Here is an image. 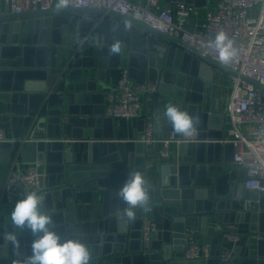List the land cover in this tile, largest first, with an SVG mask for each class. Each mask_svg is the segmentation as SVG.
<instances>
[{"label": "water", "instance_id": "1", "mask_svg": "<svg viewBox=\"0 0 264 264\" xmlns=\"http://www.w3.org/2000/svg\"><path fill=\"white\" fill-rule=\"evenodd\" d=\"M176 1L204 4L167 0L165 7ZM57 3L20 14L0 9V128L10 129L15 140L2 143V172L19 160L36 163L44 177L36 192L43 196L54 230L64 240H82L92 252L91 264H264V238L248 234L250 228L254 235H264V195L256 203L260 212L246 210L244 174L228 169L233 149L218 141L229 118L203 110L204 81L213 79L214 70L237 71L131 16L93 7L58 8ZM141 36L144 46L138 48ZM126 46L131 49L130 77L156 84L155 103L161 99L166 107L174 102L197 118L199 135L211 140L180 143L177 158L159 160L154 175L143 142L117 141L113 132L100 130L106 93L115 92L105 73L107 67L121 66ZM156 123L164 136L175 132L169 121ZM136 170L150 182V213L162 224L148 248L140 240L143 209L135 221L117 219L127 207L119 190ZM20 199L7 203L0 194V264H26L31 255L32 233L11 223ZM237 217L240 239L222 243L217 224ZM188 227L197 228V238L209 245L213 258H181ZM13 232L16 245L4 239ZM231 248L241 259L221 262L217 255Z\"/></svg>", "mask_w": 264, "mask_h": 264}, {"label": "built area", "instance_id": "2", "mask_svg": "<svg viewBox=\"0 0 264 264\" xmlns=\"http://www.w3.org/2000/svg\"><path fill=\"white\" fill-rule=\"evenodd\" d=\"M14 14L26 11L46 10L58 0H2ZM67 6L77 8H102L113 10L144 21L151 27L179 37L184 42L199 49L213 60L219 61L218 52L207 46V41L214 38L217 32H225L233 41L235 57L227 64L237 71L231 75L230 97L227 105L228 125L218 141L231 144L233 164L245 168L243 188L254 192L257 198H245L243 203L247 210L258 197L264 195V88L247 81L252 78L264 85V0H219L215 8H210L206 16L195 23L197 7L185 1H176L166 8L161 0H69ZM221 63V62H220ZM156 84L145 81L137 82L124 68L122 75L111 93L112 104L105 115L111 118H139L146 111L143 120V131L135 141L145 144V155L157 156L160 160L169 157L172 144L209 142L208 138L199 135V130L191 137H182L176 132L168 136L157 129L165 121H158L153 114ZM155 117V121L153 118ZM15 142L7 138L0 128V151L3 142ZM213 141V140H212ZM151 154V155H149ZM41 178L35 164L25 168H13L4 184V202L14 203L30 191L41 188ZM43 198V196H42ZM149 205L142 211L141 243L148 248L152 236L158 232V224L150 213ZM257 211L261 210L257 208ZM216 232L221 233V242L235 243L241 234L230 229L228 224L218 223ZM186 244L181 258L185 260H208L213 258L209 245L197 238V228L188 227L185 231ZM258 238L264 235L257 234ZM221 262H236L234 249H222L217 255Z\"/></svg>", "mask_w": 264, "mask_h": 264}, {"label": "clouds", "instance_id": "3", "mask_svg": "<svg viewBox=\"0 0 264 264\" xmlns=\"http://www.w3.org/2000/svg\"><path fill=\"white\" fill-rule=\"evenodd\" d=\"M69 0H58L57 7H65ZM207 46L218 52L219 61L227 64L236 55V49L229 36L221 31L207 41ZM118 51L113 48V52ZM173 130L182 137H191L196 132L197 118L169 103L164 113ZM149 180L139 170L129 174L128 179L119 190V196L127 207L123 209L118 222L135 221L137 210L145 209L150 200ZM11 223L14 229L29 230L34 239L31 244V255L26 264H91L93 259L89 247L79 239H62L54 230L52 215L43 209L42 195L31 191L17 201L11 212ZM4 239L14 245L18 237L8 233Z\"/></svg>", "mask_w": 264, "mask_h": 264}, {"label": "crops", "instance_id": "4", "mask_svg": "<svg viewBox=\"0 0 264 264\" xmlns=\"http://www.w3.org/2000/svg\"><path fill=\"white\" fill-rule=\"evenodd\" d=\"M134 1H142V0H134ZM201 2H204L203 5L200 6H196L197 7V14L195 17V23L200 22L207 14L208 10L210 8H215L218 4L219 0H200ZM161 3L163 4V6H166L167 0H161ZM194 5V4H193ZM0 9L2 11H4L6 9V6L4 5V3H2V0H0ZM141 39L138 41V48H142V46H144V42H143V37H140ZM131 53V49L130 47L126 46L124 47L123 53H122V61H121V66L118 68H108L106 70L105 73V77H106V83L109 86H112L113 88H116L118 81L122 75V70L124 68L129 67V63H128V58L130 57ZM135 56H137L138 54H134ZM225 77L224 73L219 72V70H214L213 73V79L211 81H204V92H203V110L205 112H211V113H216V114H224L227 115V105H228V100L230 97V83H228V85L226 86L225 84L226 81H223L222 79ZM132 78V77H131ZM133 80L136 81V79L132 78ZM111 93L112 92H108L106 93V98H105V111L106 109L112 104L111 101ZM157 103V104H156ZM155 103V107H154V111L153 114L156 117V119L158 121H168L167 118L165 117L164 113L166 110V107L163 105V101L161 99H158ZM174 104V102H168V104ZM146 111H143V115L142 117L139 118H130V119H126V118H111L109 119L105 114L103 115L105 122L103 124V126L100 127V130L102 131V133H114V139L115 140H120V141H134L136 140L142 133L143 131V118L145 117ZM228 116V115H227ZM217 120V119H216ZM226 125H228V122L224 123V128L226 127ZM5 135L7 138H12V133L10 129H3ZM178 145L179 144H172L170 149H169V157L166 159H163V162H171L174 158H177L178 156ZM4 151L6 153H9L11 151L10 147H5ZM128 157H130V153H128ZM151 155V154H149ZM127 159V157H126ZM160 158L157 156H149L148 161V171L151 175H154L156 173V170L158 168V162H159ZM30 164H35V162H23V161H18L16 164H11L8 165L9 169L6 172H2V168L0 167V194L2 195L3 198V188H4V184L5 181L10 173V171L14 168H19V169H23L26 166L30 165ZM1 166V163H0ZM229 170H234L237 169L238 173L240 175L244 174L245 169L243 168H237L233 163L229 164L228 166ZM3 173V175H2ZM44 176V175H43ZM44 177L41 176V183ZM254 198V200L257 198V195L254 192H250L247 190H243L242 193V198L241 200L244 201L245 198ZM4 200V198H3ZM256 202L254 201L252 203L251 207L247 208V211H251V212H256L255 210H257L256 207ZM11 209V208H9ZM222 223V222H220ZM249 224H251V221L248 222ZM253 223V222H252ZM158 224V229H162V224L157 223ZM228 224L230 229L233 230H237L239 232V230H241V223L239 222V217L236 218L235 222H228L226 223ZM244 224H246V221L244 222ZM248 226V225H246ZM250 226V225H249ZM246 227L245 229L249 228ZM212 227V224H209V228ZM241 234V233H240ZM248 234L249 237L250 236H257L254 235V233L251 232L250 228L248 230ZM249 244L244 245L243 247L247 246L248 248ZM240 257L236 258V261L240 260Z\"/></svg>", "mask_w": 264, "mask_h": 264}, {"label": "rangeland", "instance_id": "5", "mask_svg": "<svg viewBox=\"0 0 264 264\" xmlns=\"http://www.w3.org/2000/svg\"><path fill=\"white\" fill-rule=\"evenodd\" d=\"M219 72L224 73L225 77L222 80L226 81L227 84H225V85L227 86L228 83H230V81H231V74L224 72V71H221V70H219Z\"/></svg>", "mask_w": 264, "mask_h": 264}]
</instances>
